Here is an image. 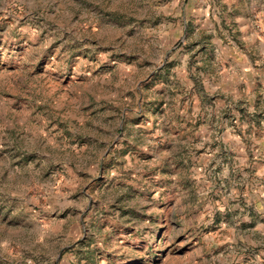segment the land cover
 <instances>
[{
	"label": "rangeland",
	"instance_id": "1",
	"mask_svg": "<svg viewBox=\"0 0 264 264\" xmlns=\"http://www.w3.org/2000/svg\"><path fill=\"white\" fill-rule=\"evenodd\" d=\"M0 264H264V0H0Z\"/></svg>",
	"mask_w": 264,
	"mask_h": 264
}]
</instances>
